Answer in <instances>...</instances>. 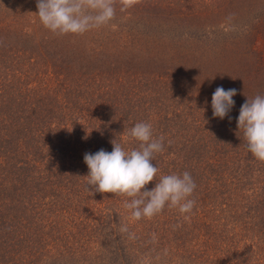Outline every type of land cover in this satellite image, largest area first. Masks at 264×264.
<instances>
[{
  "label": "trees",
  "instance_id": "1",
  "mask_svg": "<svg viewBox=\"0 0 264 264\" xmlns=\"http://www.w3.org/2000/svg\"><path fill=\"white\" fill-rule=\"evenodd\" d=\"M36 12L0 0V264H264V162L237 127L264 96V0H117L83 35ZM217 87L237 90L224 119ZM137 122L164 138L145 190L189 172L190 213L134 221L130 198L86 189L84 155L138 147Z\"/></svg>",
  "mask_w": 264,
  "mask_h": 264
},
{
  "label": "clouds",
  "instance_id": "2",
  "mask_svg": "<svg viewBox=\"0 0 264 264\" xmlns=\"http://www.w3.org/2000/svg\"><path fill=\"white\" fill-rule=\"evenodd\" d=\"M117 0H36L35 13L41 24L57 35H83L92 29L108 25L116 15ZM136 0H119L123 12ZM236 89L217 87L212 95L213 117L224 119L234 107ZM237 127L243 130L247 150L258 161L264 162V96L256 95L241 106ZM128 137L138 142V147L125 150L113 140V150L103 149L95 154L86 153L88 167L86 189L93 192L112 193L130 198L125 207L131 210V219L152 218L167 206L178 208L181 214L190 213L195 201L190 199L196 184L187 171L182 174L160 175L151 190L146 186L156 180L160 169L152 161L164 151V138L153 137L152 125L137 122L128 130ZM92 193V192H91ZM121 232H128L122 227Z\"/></svg>",
  "mask_w": 264,
  "mask_h": 264
}]
</instances>
